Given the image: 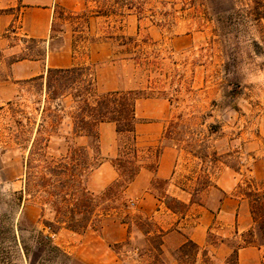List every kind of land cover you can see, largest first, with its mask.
Instances as JSON below:
<instances>
[{"label": "rangeland", "instance_id": "rangeland-1", "mask_svg": "<svg viewBox=\"0 0 264 264\" xmlns=\"http://www.w3.org/2000/svg\"><path fill=\"white\" fill-rule=\"evenodd\" d=\"M252 8L248 0H57L53 43H67L73 67L87 66L95 74L89 48L108 43L109 63L131 76L133 91L169 101L164 143L179 151L177 168L170 182L157 179L160 147L132 152L131 139L123 135L119 183L112 192L88 190L83 197L87 177L73 151L65 169L51 175L45 169L79 146L72 138L73 99L59 98L56 111L40 81H24L19 94L0 107V264H231L208 248L163 247L164 232L143 211L141 192H127V181L143 161L154 175L147 191L157 201L175 191L170 185L185 189L187 204L175 213L182 231L194 225L197 205L217 208L229 187L245 199L257 189V214L264 220V24L253 20ZM19 40L25 50L19 56H43L41 43ZM36 140L41 150L32 153ZM82 216L85 222H79ZM220 223L207 234L211 245L222 241ZM243 241L264 245L258 232L227 240L232 248Z\"/></svg>", "mask_w": 264, "mask_h": 264}, {"label": "crops", "instance_id": "crops-1", "mask_svg": "<svg viewBox=\"0 0 264 264\" xmlns=\"http://www.w3.org/2000/svg\"><path fill=\"white\" fill-rule=\"evenodd\" d=\"M56 3L57 0H0V107L19 94L24 81L44 75L48 68L63 69L74 66L67 43L63 42L60 46H54L53 43L55 40L52 36L53 8ZM20 38L41 43L44 47L43 56L40 58L19 56L25 51L18 45ZM112 54L108 43L93 44L89 48L88 60L96 65L94 77L97 90L99 93L135 90L131 76L121 75L117 63H109ZM128 63L129 61H126V64ZM135 117L136 148L150 150L160 147L155 177L170 182L177 168L179 151L175 146L164 143L167 125L171 119L169 101L164 98L137 99ZM97 131L99 150L98 154L94 155L102 161L86 179V188L92 193L104 191L119 179V172L113 166V161L121 155L119 140L122 135L117 133L115 124L101 123ZM72 138L79 146L90 144L87 137L74 135ZM140 165L127 192L131 194L141 192L143 198L141 202H144L145 207L143 211L154 219L164 232L163 247L178 249L188 239L199 248H208L216 259L225 262L233 252L227 240L240 237L253 225L248 200L243 196L233 195L232 187L222 189L217 208L197 205L198 216L194 225L183 232L182 220L179 221L175 213L169 211L147 191L154 175L148 171L143 161ZM170 186L175 191H167L168 195L187 204L183 197V194L189 195L187 191L179 185ZM159 216H163V219H159ZM215 221L221 222L219 232L222 241L211 245L207 242V234ZM236 264H264V245L238 249Z\"/></svg>", "mask_w": 264, "mask_h": 264}, {"label": "trees", "instance_id": "trees-1", "mask_svg": "<svg viewBox=\"0 0 264 264\" xmlns=\"http://www.w3.org/2000/svg\"><path fill=\"white\" fill-rule=\"evenodd\" d=\"M20 1V0H19ZM252 4L253 10V20L259 23L264 24V0H248ZM232 15V13H231ZM264 55V54H263ZM31 81L38 80L41 82V85L44 87L45 93L47 95V102L51 103V107L56 110H61V105L57 104L56 101L59 98L70 96L73 99L74 104L77 108V117L76 122H73V134L81 135L87 137L90 140V144L88 146H76L67 149L64 158L59 164H49L45 169L49 170V174L55 173L56 169H65L67 167L66 160L69 159V155H71L72 151L77 154L81 158V171L82 173L88 177V175L93 171L99 163H101V158L96 159L97 162L95 164H91L89 161V152L92 150L93 154H98V131L97 128L101 123H113L116 126V131L119 135H127L131 139L132 144V152H137V148L135 146V134L134 128L136 124L135 117V102L137 99L141 98H149L145 96L138 95L135 91H111L106 93H99L96 88V81L94 74H92L89 67H70V68H48L44 75L39 77L30 79ZM29 81V80H28ZM44 112V109L42 110ZM45 121V118L41 119V123L37 128V135L40 134V128L42 127V123ZM40 145V141L36 140V142L32 143L31 152L38 153L41 148H37ZM48 146V141L46 140L43 143L42 150L46 149ZM43 150V151H44ZM121 155L118 159L113 161V166L119 172V178L121 175V159H122V148L120 147ZM36 151V152H35ZM31 153V154H32ZM158 155V153H157ZM156 155V157H157ZM31 160L28 161L30 164ZM76 168V167H75ZM75 168H72L70 173L71 177H74ZM138 168L134 170L127 181V185L130 184L134 177L138 173ZM82 173L79 175L82 177ZM31 173L28 171L25 172V189L28 190L30 185L29 176ZM49 180H45L43 184L45 187L48 185ZM118 180L115 181L112 185L108 187L107 191L112 192L113 187L117 185ZM41 185V186H43ZM125 185V186H127ZM86 185H82L81 192L83 197L88 196V189L84 188ZM106 191V192H107ZM21 195V193H20ZM247 200L250 207V213L252 218V227L247 232L240 235L242 238L245 234L249 236H257V232L264 237V220H259L257 214V202L261 201L260 198L257 199V189L253 188V190L248 194ZM53 203V202H51ZM163 204L165 207L176 213L177 209L185 208V204L173 197L165 196ZM74 217V216H73ZM87 218L82 216L79 218V222H85ZM70 221H74V218H70ZM59 223H65L64 221ZM45 229L49 231L50 234H55L52 230L51 224H44ZM69 228L72 231L77 232L75 225L70 224ZM47 240L50 239L46 238ZM186 244H190L194 248H199L192 241H186L180 248L179 251L182 252L186 247ZM247 246H258L253 241H243L242 243L237 244L235 248H233V252L230 257L227 259L231 262V264H236V255L238 249ZM54 249V248H53Z\"/></svg>", "mask_w": 264, "mask_h": 264}]
</instances>
